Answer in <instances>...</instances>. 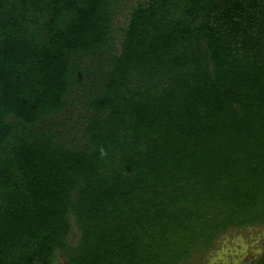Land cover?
<instances>
[{
    "label": "trees",
    "instance_id": "trees-1",
    "mask_svg": "<svg viewBox=\"0 0 264 264\" xmlns=\"http://www.w3.org/2000/svg\"><path fill=\"white\" fill-rule=\"evenodd\" d=\"M123 5L0 0V264H186L264 225V0Z\"/></svg>",
    "mask_w": 264,
    "mask_h": 264
},
{
    "label": "rangeland",
    "instance_id": "rangeland-1",
    "mask_svg": "<svg viewBox=\"0 0 264 264\" xmlns=\"http://www.w3.org/2000/svg\"><path fill=\"white\" fill-rule=\"evenodd\" d=\"M146 0H124V5L116 17V26L124 27L130 9ZM120 32H118V39ZM117 39V40H118ZM264 252V225L256 224L241 228H229L221 233L212 246L205 251H197L186 264H255ZM53 264H65V258L56 254Z\"/></svg>",
    "mask_w": 264,
    "mask_h": 264
},
{
    "label": "flooded vegetation",
    "instance_id": "flooded-vegetation-1",
    "mask_svg": "<svg viewBox=\"0 0 264 264\" xmlns=\"http://www.w3.org/2000/svg\"><path fill=\"white\" fill-rule=\"evenodd\" d=\"M256 261V260H255Z\"/></svg>",
    "mask_w": 264,
    "mask_h": 264
}]
</instances>
